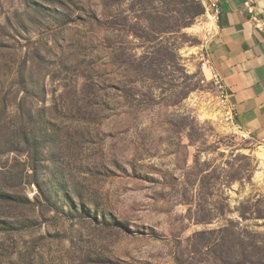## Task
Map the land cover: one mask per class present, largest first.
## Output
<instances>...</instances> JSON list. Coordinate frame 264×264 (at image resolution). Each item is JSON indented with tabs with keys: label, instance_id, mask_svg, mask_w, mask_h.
Returning a JSON list of instances; mask_svg holds the SVG:
<instances>
[{
	"label": "rangeland",
	"instance_id": "374dc122",
	"mask_svg": "<svg viewBox=\"0 0 264 264\" xmlns=\"http://www.w3.org/2000/svg\"><path fill=\"white\" fill-rule=\"evenodd\" d=\"M136 1L0 0V264H177L196 231L264 233V147L220 117L201 15L156 33L166 7Z\"/></svg>",
	"mask_w": 264,
	"mask_h": 264
},
{
	"label": "crops",
	"instance_id": "0c3cea01",
	"mask_svg": "<svg viewBox=\"0 0 264 264\" xmlns=\"http://www.w3.org/2000/svg\"><path fill=\"white\" fill-rule=\"evenodd\" d=\"M200 1L203 33L210 30L201 48L230 91L239 126L264 138V0ZM211 2L219 6L215 23L208 21Z\"/></svg>",
	"mask_w": 264,
	"mask_h": 264
},
{
	"label": "trees",
	"instance_id": "16d2710c",
	"mask_svg": "<svg viewBox=\"0 0 264 264\" xmlns=\"http://www.w3.org/2000/svg\"><path fill=\"white\" fill-rule=\"evenodd\" d=\"M101 1L107 2L108 0ZM150 1L152 3L157 1L161 6L166 7V10H159L156 6L151 7L155 16L153 21L156 22L153 23L154 27L152 25L151 30L156 33L175 32L183 27H188L205 11L200 0H137L135 4H139L142 9ZM169 7L171 11L176 13L174 16L175 20L165 23L160 14L169 11ZM146 10L142 9L141 12L145 13ZM156 17L158 18L155 19ZM133 33L139 37L147 35V33L145 35L138 33V28ZM154 53L155 56L149 57L148 62H146V54L144 57L145 62L138 65L141 68L152 70L157 64L162 62L156 49L153 51V55ZM21 140L25 147L32 148L27 154L30 153L29 168L32 170V176H35L38 171V164L42 160L37 147L36 135L24 132ZM0 197L5 198L9 202H18L19 199L18 196L12 193L1 191ZM245 212L246 210L239 212L242 218H245ZM255 218H264V212L256 210ZM0 223H2L0 229L4 230L7 229L8 225H11L8 221H1ZM192 255H197V257ZM175 262L177 264H264V233L236 228L234 224L213 230H199L194 232L189 239L187 256H185V252L181 251L175 257Z\"/></svg>",
	"mask_w": 264,
	"mask_h": 264
},
{
	"label": "built area",
	"instance_id": "2783aa9c",
	"mask_svg": "<svg viewBox=\"0 0 264 264\" xmlns=\"http://www.w3.org/2000/svg\"><path fill=\"white\" fill-rule=\"evenodd\" d=\"M208 9L210 11L208 18L211 23L217 22L219 16L218 4L216 2H211L208 5ZM209 35L210 30L208 28L204 34L205 41ZM200 69L202 70L204 76L212 82L216 89V98L221 119L232 128L233 132L241 141H247L250 145L264 147L263 137H257L250 131L243 130L239 126L236 120V109L234 104L230 101V91L204 47L201 48Z\"/></svg>",
	"mask_w": 264,
	"mask_h": 264
}]
</instances>
